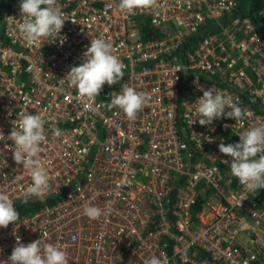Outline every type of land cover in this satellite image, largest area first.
Returning <instances> with one entry per match:
<instances>
[{
  "label": "built area",
  "instance_id": "built-area-1",
  "mask_svg": "<svg viewBox=\"0 0 264 264\" xmlns=\"http://www.w3.org/2000/svg\"><path fill=\"white\" fill-rule=\"evenodd\" d=\"M238 2L140 0L127 12L119 0H57L62 29L29 43L17 30L19 0H8L0 13V191L15 208L57 200L0 227V264H10L17 236L58 244L69 264H145L153 254L163 264H264V188L246 189L218 147L264 122V3L256 22L222 21ZM208 23L192 51L178 53ZM101 36L123 76L89 100L65 77ZM125 86L147 98L133 119L108 107ZM211 87L231 95L243 115L200 125L197 98ZM25 111L45 120L40 155L50 176L48 188L28 199L30 175L5 148ZM85 204L104 213L90 219Z\"/></svg>",
  "mask_w": 264,
  "mask_h": 264
},
{
  "label": "clouds",
  "instance_id": "clouds-1",
  "mask_svg": "<svg viewBox=\"0 0 264 264\" xmlns=\"http://www.w3.org/2000/svg\"><path fill=\"white\" fill-rule=\"evenodd\" d=\"M20 20L17 30L25 42H35L42 37L57 35L65 24V13L57 0H19ZM140 0H119L118 7L127 12L133 11ZM61 42H63L61 40ZM84 60L71 67L66 79L77 88L78 93L89 99H95L102 86L116 84L123 76V65L113 52V45L105 38L91 39L90 46L83 53ZM176 72L183 69L177 64ZM144 92L134 87H122L120 92L111 94L109 108L116 107L129 119L135 118L137 112L146 104ZM227 110V111H226ZM196 114L200 125H209L221 118H235L243 115L238 102L222 90L208 88L197 98ZM191 124V117H189ZM13 127L7 139L12 144L5 148L12 150L14 161L22 165L30 175L31 183L25 189V199L39 196L49 186L50 176L40 153L46 141L45 120L41 113H18V119L12 121ZM52 134L60 136L62 130L51 126ZM6 138L0 131V141ZM219 151L230 156V173L249 191L264 188V122H260L239 134L236 143H220ZM110 204V202H108ZM104 209L94 204H85L83 214L90 219H97ZM19 213L7 192L0 191V227L16 222ZM10 264H69L67 252L58 244L34 240L27 244L20 242L14 246L9 258ZM4 262V261H3ZM5 264V262H4ZM145 264H163L162 259L153 254Z\"/></svg>",
  "mask_w": 264,
  "mask_h": 264
},
{
  "label": "trees",
  "instance_id": "trees-1",
  "mask_svg": "<svg viewBox=\"0 0 264 264\" xmlns=\"http://www.w3.org/2000/svg\"><path fill=\"white\" fill-rule=\"evenodd\" d=\"M264 3V0H239L236 7L228 14L224 15L222 17V21H228L236 16H242L247 17L251 19L253 22L257 21V13L260 10ZM8 5V0H0V13L3 8H5ZM214 26V23H208L206 26L203 27V29L200 31L199 34L191 37L178 51L182 56H185V54L189 51H192L194 46L197 44V42L200 40V38L206 34L208 30H210ZM1 29L2 25L0 22V43H3L2 37H1ZM149 27L143 28V37H147L149 35ZM188 78L185 77L182 81V88L186 89L188 87ZM57 199H51L47 200L45 202H39L34 200H29L25 202H21L17 207L16 210L18 211L19 215H32L35 211H37L39 208H41L43 205H51L56 202ZM203 199H199L198 206H200L203 203ZM198 208V207H197Z\"/></svg>",
  "mask_w": 264,
  "mask_h": 264
},
{
  "label": "rangeland",
  "instance_id": "rangeland-1",
  "mask_svg": "<svg viewBox=\"0 0 264 264\" xmlns=\"http://www.w3.org/2000/svg\"><path fill=\"white\" fill-rule=\"evenodd\" d=\"M2 25V24H1Z\"/></svg>",
  "mask_w": 264,
  "mask_h": 264
}]
</instances>
